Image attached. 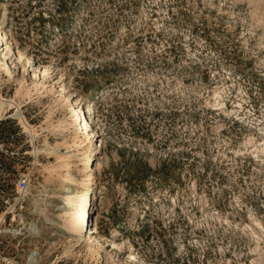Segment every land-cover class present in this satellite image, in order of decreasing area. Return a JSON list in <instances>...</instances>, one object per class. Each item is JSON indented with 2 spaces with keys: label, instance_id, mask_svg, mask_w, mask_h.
<instances>
[{
  "label": "rangeland",
  "instance_id": "1",
  "mask_svg": "<svg viewBox=\"0 0 264 264\" xmlns=\"http://www.w3.org/2000/svg\"><path fill=\"white\" fill-rule=\"evenodd\" d=\"M0 23V264H264V0H0ZM69 101L95 106L99 239L56 218Z\"/></svg>",
  "mask_w": 264,
  "mask_h": 264
},
{
  "label": "bare ground",
  "instance_id": "2",
  "mask_svg": "<svg viewBox=\"0 0 264 264\" xmlns=\"http://www.w3.org/2000/svg\"><path fill=\"white\" fill-rule=\"evenodd\" d=\"M0 40H3L4 48L6 50L11 48L9 47L11 46L10 40L6 39L5 33L2 30V23H0ZM15 55H17V60H20L24 57L23 51H21L19 48H16ZM4 67L6 71H10L9 64H5ZM213 93L215 95L216 102L223 104V102L220 100L221 96L218 93V90L214 89ZM68 105V110L70 112V116H72V119L69 123L64 122V120L59 121V135L61 136L65 133L67 134L68 124L72 126V134L70 135V139H64L63 144H65L64 146L67 147L65 150L66 152L72 150L74 151L65 155H61L59 154L58 144L48 148L49 150L51 148L54 153H57V162L63 167V176H66L69 179H74L71 171V166L75 164H73L74 160L81 164L77 171L82 176L77 182H74L73 180L75 183L73 188L69 193L64 195L65 208L56 215L58 216L56 218L61 221L59 224V229L65 230L67 233L69 232L71 239H76L77 237L81 236L82 232L88 229L87 226L93 227L90 228L89 231H91V233H95V237L99 239L100 236L98 235L97 231V223L100 216V211L99 207L96 205V196L92 185L94 184L93 159H95L94 155L96 152H98V146H100V144L98 143V134L92 129V126L88 120L89 117L94 113L95 106L89 102L87 106L84 107L83 105H75L72 101H69ZM24 127L27 128L25 124ZM95 136L96 138H94ZM254 143L252 146L255 155H264V138L262 141L255 144ZM41 150H43V148H41ZM49 176V178H46L45 181H49L50 178L53 177L52 174H49ZM171 200L174 202V199ZM54 220L55 218H50V221L54 222ZM256 223L259 224L257 221ZM34 231L38 230L36 229ZM89 238L90 236L88 235L87 239ZM256 238L258 241V235H256ZM101 242H104V240ZM91 252H93L96 256L99 254L98 250L95 248H91ZM127 258L128 260L135 261L136 256L133 252L129 251Z\"/></svg>",
  "mask_w": 264,
  "mask_h": 264
},
{
  "label": "built area",
  "instance_id": "3",
  "mask_svg": "<svg viewBox=\"0 0 264 264\" xmlns=\"http://www.w3.org/2000/svg\"><path fill=\"white\" fill-rule=\"evenodd\" d=\"M25 184H26V180H25L24 178H22V179H20V180L18 181V187H19V188L24 187ZM92 223H93V221H92Z\"/></svg>",
  "mask_w": 264,
  "mask_h": 264
}]
</instances>
